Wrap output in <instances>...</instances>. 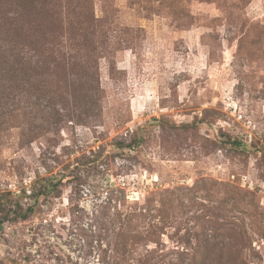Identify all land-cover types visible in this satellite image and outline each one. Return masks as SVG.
<instances>
[{"label":"rangeland","instance_id":"374dc122","mask_svg":"<svg viewBox=\"0 0 264 264\" xmlns=\"http://www.w3.org/2000/svg\"><path fill=\"white\" fill-rule=\"evenodd\" d=\"M92 2L118 42L101 115L1 133L0 202L34 211L0 224V264H107L116 205L159 226L125 264H264V0Z\"/></svg>","mask_w":264,"mask_h":264},{"label":"trees","instance_id":"16d2710c","mask_svg":"<svg viewBox=\"0 0 264 264\" xmlns=\"http://www.w3.org/2000/svg\"><path fill=\"white\" fill-rule=\"evenodd\" d=\"M104 22L96 16L92 0H0V135L14 124L23 130L24 139L30 140L48 130L45 125L57 127L64 118L101 115L99 61L118 43L112 33L103 31ZM56 187L47 186L42 193L53 192ZM12 203L0 202V224L10 213L26 218L34 211L33 205L24 212L21 207L12 210ZM117 207L105 218L102 230L123 239L109 242L111 254L104 256L107 264H125L124 250L133 240L127 237L132 231L141 227L156 234L159 228L151 220L145 226L146 218H138L144 226L137 224L138 219L132 218L136 210L128 213L126 220L123 209ZM150 210L148 206L144 212L149 214ZM144 212L140 209L137 213L144 216ZM207 254L202 256L204 261L209 260ZM160 261L149 258L142 263ZM196 261L197 253L188 260L183 257L170 263Z\"/></svg>","mask_w":264,"mask_h":264}]
</instances>
